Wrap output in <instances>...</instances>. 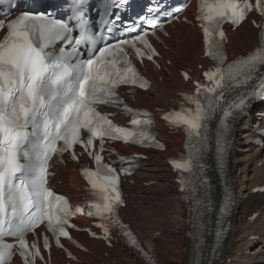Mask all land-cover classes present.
I'll use <instances>...</instances> for the list:
<instances>
[{"label":"snow or ice","instance_id":"obj_1","mask_svg":"<svg viewBox=\"0 0 264 264\" xmlns=\"http://www.w3.org/2000/svg\"><path fill=\"white\" fill-rule=\"evenodd\" d=\"M128 2L113 0V6L122 8ZM84 8L83 0H73L72 15L67 20L57 19L50 12H23L6 25L0 22V29L7 28L0 38V264H9L15 254L22 258V264H36L38 258L43 262L38 239L30 242L27 238L29 233L35 237L42 225L51 233L57 247L64 248L61 238L72 240L69 229L76 225L70 223V217L84 213L85 209L77 206L73 210L65 197L48 186L49 160L53 154L70 152L77 159L75 146L79 145L93 158L96 167L81 170L93 196L86 214L102 221L97 226L109 238L111 227L126 229L127 226L118 218L117 209L123 203L119 174L110 163L104 162L105 141L155 143L163 147L148 131L150 121L140 118L148 113L129 108L117 93L121 85L146 88L149 84L126 50H134L141 62L145 56L152 60L158 55L149 42L148 30L128 26L124 29L126 33L138 34L106 43L98 52L82 59L80 46L89 39ZM182 10L176 7L174 13ZM253 10L262 18L260 24L253 21L260 28L259 47L228 62L223 25H240ZM167 15L178 18L173 13ZM196 19L203 30L205 55L216 64L203 74L211 86L197 81L195 94H182L194 107L181 105L179 111L166 113L163 118L170 125L183 127L188 137V158L173 161V166L195 176L203 185L207 181L197 174L203 169L199 160L208 139V123L223 99L224 90L256 81L237 98L238 102H230L232 110H242L250 98L264 99V72L260 71L264 67V0H254V3L252 0H198ZM139 20L152 30V36H156V29L163 31V23L154 17L141 16ZM73 23L79 32L77 36H73ZM107 31L112 33L113 28ZM57 42L71 47L56 51ZM184 76L188 78L187 73ZM98 105H123L122 110L132 117L131 127L116 125L108 114L98 110ZM229 109L224 111L216 137L217 154L221 158L228 145L226 121L232 115ZM82 130L88 134L86 139L82 138ZM96 140H99L98 151L94 145ZM196 190L195 186L191 188L193 193ZM194 200L200 205L207 196L204 200ZM124 234L132 237L130 231ZM41 235L43 248L50 250L49 236ZM132 243L136 244L134 238ZM67 255L72 257L71 252Z\"/></svg>","mask_w":264,"mask_h":264},{"label":"bare ground","instance_id":"obj_2","mask_svg":"<svg viewBox=\"0 0 264 264\" xmlns=\"http://www.w3.org/2000/svg\"><path fill=\"white\" fill-rule=\"evenodd\" d=\"M171 37L165 40L170 49L162 50L161 64L166 71H153L151 87L144 92H138V99L149 105L156 102L166 104L175 96L176 91H191V82L183 81L178 70L195 66L207 61L201 58V36L194 24H181L170 30ZM257 30L252 28L248 21H244L236 30L229 33V54L244 53L257 46ZM173 50V51H172ZM164 59L171 61L167 66ZM199 76V71L193 72ZM162 76V80L158 76ZM261 113H256L259 116ZM242 121L235 118L231 129V144L226 168V184L233 188L240 186L238 199L233 201L227 218L229 230L223 240L216 246L213 240L214 225L206 237L208 245L203 254L201 264H264V246L249 240L250 235H257L264 239V209L260 196L250 194V189L264 182V146L251 147L246 145L245 138L250 130H244ZM161 137L168 146L164 151H147L151 155L148 166L139 173L141 184L134 197H128V204L122 210L124 219L135 228L141 241L157 257L158 264H185V247L188 241L185 237V211H183L179 194L176 191L175 175L166 165V159L172 157L174 149L178 148L182 137L166 134L164 126L160 125ZM239 146V147H237ZM260 163L261 165H259ZM56 179L61 181L64 190L71 191L73 201H78L82 192L83 182L78 175L77 165L67 162L64 167H57ZM148 181L156 182L154 185H145ZM218 181V180H217ZM216 201L220 195L216 192ZM216 207L213 214L216 213ZM253 212H260V216L253 222H246ZM79 240L90 248V253H82L73 248L75 254L82 259L81 264H100L111 258H118L125 264H142L124 245L118 244L114 249L107 248L101 241L97 242L87 237L85 233L77 235ZM250 252L246 254V250ZM107 252L109 257H104ZM54 264H66L63 256L54 251ZM230 260V262H227Z\"/></svg>","mask_w":264,"mask_h":264},{"label":"rangeland","instance_id":"obj_3","mask_svg":"<svg viewBox=\"0 0 264 264\" xmlns=\"http://www.w3.org/2000/svg\"><path fill=\"white\" fill-rule=\"evenodd\" d=\"M236 185H238V184H236ZM238 186H239V185H238ZM234 195H235V193H234ZM238 196H239V195H238V194H236V195H235V198H237ZM238 198H239V197H238ZM238 198H237V199H238Z\"/></svg>","mask_w":264,"mask_h":264}]
</instances>
